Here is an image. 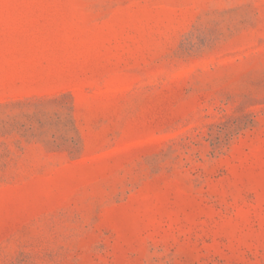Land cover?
Returning <instances> with one entry per match:
<instances>
[{"label":"rangeland","instance_id":"374dc122","mask_svg":"<svg viewBox=\"0 0 264 264\" xmlns=\"http://www.w3.org/2000/svg\"><path fill=\"white\" fill-rule=\"evenodd\" d=\"M0 264H264V0H0Z\"/></svg>","mask_w":264,"mask_h":264}]
</instances>
